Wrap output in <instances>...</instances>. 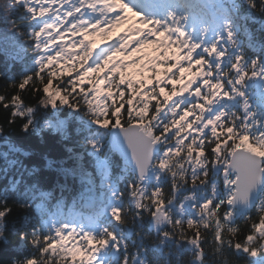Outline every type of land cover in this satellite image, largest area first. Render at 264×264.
<instances>
[{
	"label": "snow or ice",
	"instance_id": "snow-or-ice-1",
	"mask_svg": "<svg viewBox=\"0 0 264 264\" xmlns=\"http://www.w3.org/2000/svg\"><path fill=\"white\" fill-rule=\"evenodd\" d=\"M0 20L24 64L0 71V259L264 264V0H4Z\"/></svg>",
	"mask_w": 264,
	"mask_h": 264
},
{
	"label": "trees",
	"instance_id": "trees-1",
	"mask_svg": "<svg viewBox=\"0 0 264 264\" xmlns=\"http://www.w3.org/2000/svg\"><path fill=\"white\" fill-rule=\"evenodd\" d=\"M4 0H0V3H3ZM3 25V21L0 20V28H2ZM24 68V64L20 63V62H14L11 61L7 56L4 55L3 52H0V71L3 72H7L8 75L10 76H16L17 78L19 77V75L22 73ZM3 82L0 81V84H2ZM14 135L18 136L19 133H15ZM42 142H40L39 138H35L33 141V144H40ZM29 150H32L31 146L29 148ZM53 156L55 155V153L52 154ZM118 156V154H116ZM78 190H79V183L77 182L76 184V190H72V191H65L64 192V197L66 199V201L71 204V201L74 197L78 196ZM55 191V195L59 196L60 192L59 190H54ZM7 252L11 253V252H15L14 248H9L7 250ZM7 253H5L4 255H6ZM0 264H7L6 260L0 259Z\"/></svg>",
	"mask_w": 264,
	"mask_h": 264
},
{
	"label": "rangeland",
	"instance_id": "rangeland-1",
	"mask_svg": "<svg viewBox=\"0 0 264 264\" xmlns=\"http://www.w3.org/2000/svg\"><path fill=\"white\" fill-rule=\"evenodd\" d=\"M96 38H100V37L98 36V37H95V39H96ZM97 41H99V40H97ZM153 52H154V51H151V54H152ZM147 53H148V52H147ZM153 55H155V53H153ZM153 55H152V56H153ZM137 72H138V69H134L131 73H134V74H135V73H137Z\"/></svg>",
	"mask_w": 264,
	"mask_h": 264
},
{
	"label": "water",
	"instance_id": "water-1",
	"mask_svg": "<svg viewBox=\"0 0 264 264\" xmlns=\"http://www.w3.org/2000/svg\"><path fill=\"white\" fill-rule=\"evenodd\" d=\"M118 154V153H117ZM119 155V154H118Z\"/></svg>",
	"mask_w": 264,
	"mask_h": 264
}]
</instances>
